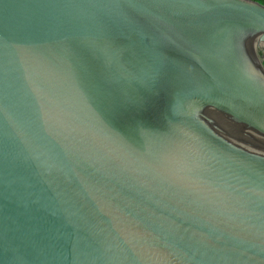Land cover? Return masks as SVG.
<instances>
[{
	"label": "water",
	"instance_id": "water-1",
	"mask_svg": "<svg viewBox=\"0 0 264 264\" xmlns=\"http://www.w3.org/2000/svg\"><path fill=\"white\" fill-rule=\"evenodd\" d=\"M0 264H264V4L0 0Z\"/></svg>",
	"mask_w": 264,
	"mask_h": 264
},
{
	"label": "trees",
	"instance_id": "trees-1",
	"mask_svg": "<svg viewBox=\"0 0 264 264\" xmlns=\"http://www.w3.org/2000/svg\"><path fill=\"white\" fill-rule=\"evenodd\" d=\"M256 1H258V2H260V3H262V4H264V0H256Z\"/></svg>",
	"mask_w": 264,
	"mask_h": 264
}]
</instances>
